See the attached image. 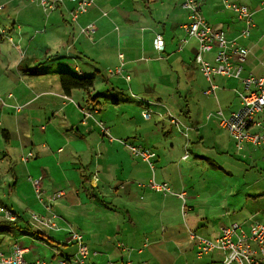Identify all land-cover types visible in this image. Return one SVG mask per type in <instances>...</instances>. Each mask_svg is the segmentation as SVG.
<instances>
[{
	"label": "crops",
	"instance_id": "obj_1",
	"mask_svg": "<svg viewBox=\"0 0 264 264\" xmlns=\"http://www.w3.org/2000/svg\"><path fill=\"white\" fill-rule=\"evenodd\" d=\"M184 1L95 0L73 19L69 0L50 10L40 0H0V207L15 217L0 214V251L11 254L19 243L30 261L73 259L77 231L93 264H218L226 251L199 257L193 232L215 239L234 223L249 232L264 222V150L251 143L239 149L218 116L240 109L243 78L264 74L263 0H228L253 12L248 35L246 18L227 0H199L214 28L249 49L241 77L214 75L211 93L196 61L199 42L184 26ZM91 23L96 31L82 33ZM216 54L214 48L203 56L216 63ZM257 119L264 125V111ZM126 142L156 151V180L185 191L186 201L149 187L150 164ZM209 143L243 177L252 174L233 203L245 224L212 213L217 180L227 185ZM222 165L225 176L235 171ZM34 178H41L39 196Z\"/></svg>",
	"mask_w": 264,
	"mask_h": 264
},
{
	"label": "built area",
	"instance_id": "obj_2",
	"mask_svg": "<svg viewBox=\"0 0 264 264\" xmlns=\"http://www.w3.org/2000/svg\"><path fill=\"white\" fill-rule=\"evenodd\" d=\"M66 0H40V3L46 10L55 9L57 6ZM75 3L72 10L73 19H77L81 14L88 12L95 0H69ZM226 6L234 10L240 16L245 17L247 27L243 31V35H248L253 25V12L246 5L236 2L226 1ZM183 7L188 10L189 20L185 23L187 34L191 38H196L199 42V52L196 56V61L201 70L211 82L207 93L215 92L217 85L213 82L214 75H222L228 77L240 78L244 70V63L247 60L249 49L242 47L236 40L228 39L225 34L214 28L205 18L202 5L199 0H185ZM264 8V0H263ZM82 33L91 35L96 31V25L91 23L81 29ZM156 46L158 49H164V38L162 34H158L156 38ZM217 48L216 63H212L204 58V53ZM111 73L120 72L119 69L111 70ZM246 92H242L241 107L239 110L225 115L222 110L218 112L220 123L227 128L233 136L236 145L239 149H243L246 143H251L256 147H261L264 150V125L262 121L257 119V115L264 111V74H250L243 78ZM0 101L4 103L3 98ZM20 109V108H18ZM144 117L151 118L152 111L145 110ZM171 121L181 126L179 120L171 117ZM103 131L109 135L108 129L101 123ZM258 126L259 131H251L252 126ZM126 145L131 151L147 161L152 170L153 176L148 184L152 189L163 192L165 194H175L173 188L168 182H159L156 180V163L155 159L158 154L156 151L145 148L142 145L129 144ZM33 156L29 152L24 160L28 161ZM189 157L187 153L185 158ZM34 186L38 196L41 194V178L33 179ZM143 185V183H141ZM63 194V191L56 192L52 200H57ZM186 201L187 193L182 191L176 193ZM48 207H50L48 205ZM264 213V212H263ZM0 214L5 217L15 218L12 212L6 207H0ZM56 216V215H54ZM52 222V219H48ZM72 240L77 244V253L73 259L61 258L59 262H49L43 259L30 261L26 258V249L19 243L13 246L11 254H6L0 251V264H93L89 260L90 248L84 240V236L77 231H73ZM192 236L198 240V256L203 257L215 249L226 251L224 259L218 264H264V222H257L252 225L251 230L246 231L242 225L234 223L224 227L221 235L216 239H209L205 236H200L192 233ZM134 264V263H125Z\"/></svg>",
	"mask_w": 264,
	"mask_h": 264
},
{
	"label": "rangeland",
	"instance_id": "obj_3",
	"mask_svg": "<svg viewBox=\"0 0 264 264\" xmlns=\"http://www.w3.org/2000/svg\"><path fill=\"white\" fill-rule=\"evenodd\" d=\"M180 112L181 111H179V113ZM208 145L211 147L210 156H212L211 157L212 163H217L216 173H218L219 175H222V174L224 175L225 184L227 185V187L220 188L221 183L219 180H217L215 191L213 193H211L212 213L217 218L224 217V220L226 221L227 224H230L232 222L244 223L243 221L240 220V218H238L234 214L233 203H234V200L236 197L242 196V195L237 196V194H238L241 187H246L247 183L251 182L250 179L252 177V174H251V172H248L246 178L243 177V172L238 167H235L231 163V161H232L231 157H226L223 153H219V150L215 149V147H213V144L209 143ZM231 155L235 159H238L244 163H247L249 161L248 159H245V158H239V155H237V153H232ZM225 162L230 164V167L235 168V171H233L232 173L226 174V176H225V170H227L226 169L227 166L222 165V163H225ZM263 168H264V166H263ZM211 170H213V169H211ZM202 173H205V172L202 171ZM228 183H232V185H233V189L230 193H229V184ZM208 184L210 186L214 185L213 183H208ZM225 190H226V195L224 196L223 193ZM207 194L208 193L204 192L203 197L207 196ZM223 214H224V216H223Z\"/></svg>",
	"mask_w": 264,
	"mask_h": 264
},
{
	"label": "bare ground",
	"instance_id": "obj_4",
	"mask_svg": "<svg viewBox=\"0 0 264 264\" xmlns=\"http://www.w3.org/2000/svg\"><path fill=\"white\" fill-rule=\"evenodd\" d=\"M32 157V156H31ZM41 192H42V188H41ZM41 195V194H40Z\"/></svg>",
	"mask_w": 264,
	"mask_h": 264
}]
</instances>
